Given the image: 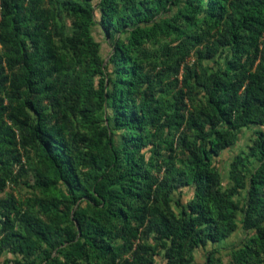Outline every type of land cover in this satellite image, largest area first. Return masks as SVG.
<instances>
[{
	"label": "trees",
	"instance_id": "16d2710c",
	"mask_svg": "<svg viewBox=\"0 0 264 264\" xmlns=\"http://www.w3.org/2000/svg\"><path fill=\"white\" fill-rule=\"evenodd\" d=\"M249 125L264 126V0H0V192L31 146L47 217L41 229L0 197V252L193 264L240 213L246 243L204 264H264V127L230 162V186L213 162ZM184 187L186 204L174 198Z\"/></svg>",
	"mask_w": 264,
	"mask_h": 264
},
{
	"label": "rangeland",
	"instance_id": "374dc122",
	"mask_svg": "<svg viewBox=\"0 0 264 264\" xmlns=\"http://www.w3.org/2000/svg\"><path fill=\"white\" fill-rule=\"evenodd\" d=\"M98 14V13H96ZM67 32L70 31L69 21L67 20ZM96 38L101 41L102 51L105 54L108 48L100 33L96 34ZM193 60L190 57L189 61ZM204 64L216 67L219 63V57L214 56L211 59H205ZM264 126L260 125H249L247 127L240 128L237 131V137L234 144L223 149L219 155L213 157L214 164L218 167L222 179L221 185L226 188L231 185V181L228 178V170L230 167V162L237 154H245L248 151L249 146L254 138V131L257 129H262ZM115 140L119 143V135L116 133ZM23 161L25 163L26 172L22 174L16 182L9 181L3 192H0V197H4L7 193H12L16 198L24 202V204L30 209L32 214L38 220L40 228L47 222V217L41 213L37 204L32 200L35 187L34 182L37 178V163L34 150L31 146H26L23 148ZM193 194V189L190 187L181 188L179 192L174 194V198L180 197V201L183 204L191 198ZM78 206H74L71 213L79 214ZM79 216V215H78ZM241 214L238 215V225L236 230L230 234L225 239L218 242H208L205 246L197 247L194 250V260L193 264H204L206 261V253L208 251L216 250V255L220 256L223 262L229 261L231 254L234 250L238 249L240 246L246 243L247 239L252 234L242 229ZM25 261L24 253L20 252L18 248L15 247V243L10 244L7 248L0 252V264H22ZM43 264V263H39ZM152 264H164L163 258L158 255L155 257V261Z\"/></svg>",
	"mask_w": 264,
	"mask_h": 264
}]
</instances>
